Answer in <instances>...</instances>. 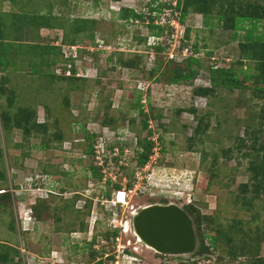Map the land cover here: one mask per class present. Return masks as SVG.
Masks as SVG:
<instances>
[{
	"label": "rangeland",
	"instance_id": "1",
	"mask_svg": "<svg viewBox=\"0 0 264 264\" xmlns=\"http://www.w3.org/2000/svg\"><path fill=\"white\" fill-rule=\"evenodd\" d=\"M177 1L0 0V194H8L0 195V244L18 245L21 264H264V98L251 79L247 89L195 92L211 88V68L232 66L240 80L255 73L252 63L238 62L245 53L240 45L249 50L246 32L234 41L224 22L213 18V30L206 28L192 9L182 24ZM122 9L144 20L120 19ZM150 16L154 31L164 30L160 38L150 33ZM45 18L56 28H43ZM76 18L96 20L76 44L100 56L84 55V64L77 62L82 79L67 80L54 75L58 65L49 64L54 54L45 47L61 44L55 39L65 30L58 22L68 28ZM257 36L264 39V19ZM252 47L264 56V43ZM190 56L200 74L174 83ZM23 110L34 121L12 127ZM90 144L95 156L85 151ZM147 146L149 160L138 166L137 152ZM132 184L138 189L125 198ZM191 201L197 224L185 208ZM169 204L193 221L192 253L153 252L132 232L133 213Z\"/></svg>",
	"mask_w": 264,
	"mask_h": 264
},
{
	"label": "trees",
	"instance_id": "2",
	"mask_svg": "<svg viewBox=\"0 0 264 264\" xmlns=\"http://www.w3.org/2000/svg\"><path fill=\"white\" fill-rule=\"evenodd\" d=\"M170 7L172 6L170 5ZM173 8L175 10L182 11V14H181L182 17L180 19V22L182 24L184 22L185 16L192 9L193 11H196V13H200L204 16V23H205V26H207L206 28L213 30L212 28L213 26L209 24V20H212L213 18H217L219 22L221 21L224 22L225 23V26H223L224 28H227L229 26L228 28L232 29L234 33L232 39L234 41H238L237 33L239 30H244L246 32V35L244 36V41H245V45H247L249 50L247 48L242 47L243 44L240 45L241 50H244L245 53L244 54L242 53V55H244V58H240L238 62L242 63V60L244 59L245 61H248V63L249 62L252 63V65H254L252 69H254L255 73L251 74L247 72L243 80H240L239 77L237 76L236 69L232 68V66L229 68H218V67L211 68L209 80L212 86L211 88H203V89L196 90L195 92L198 95H203L205 97H208L210 95V92H212V89L217 88L219 86L224 87L225 89H228L231 91L247 89L248 86H245L244 82L249 81L251 79L255 83L256 88L254 89V91H256V93L261 98H264V87H261V85H264V56L260 57V54L258 53L259 54L258 55L253 50V47H252V46H256L257 44L260 45L264 43V39L261 36L253 37V32L254 30H256L257 24L264 19V3H262L261 0H253V1L249 0L247 2L246 1L244 2L243 0H178L177 5L174 6ZM215 10L218 12L215 15L211 14L212 12H216ZM119 17L120 19H123V20L125 19L128 20L130 18H133L135 20L138 19L141 21L144 20L142 15L135 14L133 10H128V9H122L120 11ZM45 19L46 20L42 23L43 28H49V29L56 28L52 26L50 23H48L47 18ZM149 19H151V24L148 25L151 35L154 37L160 38L164 30L159 28V30L154 31L157 28L153 24L154 19H152L151 16L149 17ZM95 22L96 20H90L87 18H76L74 20L69 21L68 26H67L68 28H65L64 26H62L61 22H58V26L60 25L61 27L60 29L65 30L63 39H59L58 37H56L55 39L56 42L60 41L61 44L57 46L49 45L45 47L46 52L50 54H54L53 62L52 63L48 62V63L50 65L52 64L58 65V67L54 71L56 73L54 75H57V77L67 79V80H73V79L81 80L82 78L77 76L78 74L77 62L82 61V64H84V55L89 54L93 56V58H97V56H100L99 51L89 52L88 50H83L84 49L83 47L81 48L78 47L76 57H73V55L72 56L70 55L67 57L64 52L67 49L65 47L77 46L76 43L78 42L81 43L82 42L81 36L85 35L84 37H86V34H83V33L87 32L88 30L87 26L90 23L94 24ZM29 23L32 25L36 24L35 21H30ZM70 35H73V36H70ZM87 37L90 38V41L94 42L95 39L92 33L87 35ZM263 51H264V48H263ZM3 63H5V61H3ZM133 63L134 61L133 62H123V65L131 68L133 66ZM69 65H71L72 75L67 76L65 72ZM187 67H188L187 71L177 70V75L174 78V83L178 84L181 81L182 82L193 81L200 74L201 66L198 60L195 59V57L193 58V56H190ZM58 68L61 69L63 73L58 74L57 73ZM250 70L251 69H248V71ZM21 114H22L21 115L22 119H19V120L16 119L13 125H11L12 127L16 125L18 127L26 128V126L30 124L31 119L32 120L34 119V115H35V114L33 115V112H29L28 110L21 111ZM5 121L7 122L5 128L7 129L10 128V125H9L10 116L8 114H6L5 116ZM22 123L25 125H22ZM104 124L111 126L113 125V122L106 119ZM44 125L45 124L43 123L32 124L34 128L41 127L43 130H46L47 127ZM147 127H148V122L144 121V128H147ZM59 139H61L62 141L63 138H61L60 136ZM148 145H151V142H148ZM93 147L94 145L90 144L87 150H85L86 153L89 155L92 154L95 156V150ZM145 151H146L145 153L137 152L136 158L138 160L137 161L138 166H144L148 162L149 157H150V152H151V146H147ZM0 157H1V153H0ZM90 169H91V172L93 173L94 178L99 179V180L102 179L103 174L100 168L92 167ZM260 169H262V172H264V166H261ZM0 176L3 177V175H0ZM132 186L134 185L132 184ZM132 186L130 185L128 187H132ZM116 187L119 188V186L117 185ZM0 195L2 197L8 196L7 193H3ZM110 197H111V194L107 193V200H109ZM185 208H187V212L193 216L197 224V221H198L197 212L198 211L193 201H191L190 204H186ZM32 212H33V215L34 213L36 214V217L38 219L41 217V214L39 213L38 203L32 206ZM199 227H200V224L198 222V228ZM118 233H119L118 230L116 229L113 230L111 234L113 236L112 238L116 239ZM202 239H204V237H202ZM216 242L217 240L215 238H212L211 247H215ZM0 245H2L0 246V248H3L5 250L7 249V252L0 255V261H7L10 264H21L22 259L24 258V254L21 253L18 245H15V246H9L6 244H0ZM3 245H6V247ZM93 256H95V254H93ZM16 259H18L17 262H15ZM98 264H102V262H98Z\"/></svg>",
	"mask_w": 264,
	"mask_h": 264
},
{
	"label": "water",
	"instance_id": "3",
	"mask_svg": "<svg viewBox=\"0 0 264 264\" xmlns=\"http://www.w3.org/2000/svg\"><path fill=\"white\" fill-rule=\"evenodd\" d=\"M133 228L145 244L160 254H188L197 245L191 217L176 204L144 208L134 217Z\"/></svg>",
	"mask_w": 264,
	"mask_h": 264
},
{
	"label": "built area",
	"instance_id": "4",
	"mask_svg": "<svg viewBox=\"0 0 264 264\" xmlns=\"http://www.w3.org/2000/svg\"><path fill=\"white\" fill-rule=\"evenodd\" d=\"M65 48H67L64 52H65V55L68 57V56H72L73 55V57H76L77 56V50H78V47L77 46H67V47H65ZM59 70V69H58ZM57 70V73L58 74H61V73H63L62 72V70L59 72ZM66 75L67 76H70V75H72V71H71V65H69L68 66V68H67V70H66ZM79 73V72H78ZM138 189V187H137V185H134L133 186V189H131L130 191H129V194L130 193H132V191L134 192H136V190ZM140 191H141V189H140ZM117 227H119V226H117V225H115L114 224V228H117Z\"/></svg>",
	"mask_w": 264,
	"mask_h": 264
},
{
	"label": "bare ground",
	"instance_id": "5",
	"mask_svg": "<svg viewBox=\"0 0 264 264\" xmlns=\"http://www.w3.org/2000/svg\"><path fill=\"white\" fill-rule=\"evenodd\" d=\"M121 194H124V193H123V192L119 193V195H118V201H119V199H123V195H121ZM120 195H121L122 198H120ZM124 196H125V194H124ZM125 198H126V196H125ZM119 202H121V201H119ZM121 203H123V202H121ZM150 206H152V205L146 206V207H144V208L146 209V208H148V207H150ZM144 208H143V209H144ZM137 214H138V212H135V213L132 214V216L135 217ZM125 228H126V229L123 230V233H124V234H128V233L130 232V224H129V223L126 224ZM132 232H134L133 234L138 238L137 240H138L139 243H143V244L146 246L147 249H149V250H151V251H153V252H157V251H155L151 246L145 244V242H144V241L142 240V238H141V237L135 232L134 229L132 230Z\"/></svg>",
	"mask_w": 264,
	"mask_h": 264
},
{
	"label": "clouds",
	"instance_id": "6",
	"mask_svg": "<svg viewBox=\"0 0 264 264\" xmlns=\"http://www.w3.org/2000/svg\"><path fill=\"white\" fill-rule=\"evenodd\" d=\"M131 190V189H130ZM129 190V191H130ZM129 191H128V193L127 192H125V191H123L124 193H125V195H128L129 194ZM120 193V191H118L116 194H119ZM115 198L117 199V201H118V197L117 196H115ZM114 199V198H113ZM117 203V202H116ZM118 203H120V202H118ZM120 204H122V203H120ZM115 229H118V227L117 228H115ZM123 232V231H122Z\"/></svg>",
	"mask_w": 264,
	"mask_h": 264
}]
</instances>
